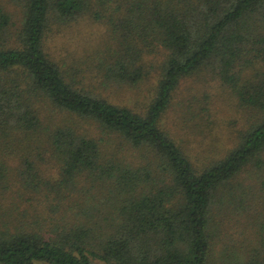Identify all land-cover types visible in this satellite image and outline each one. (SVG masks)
Masks as SVG:
<instances>
[{
	"label": "trees",
	"instance_id": "1",
	"mask_svg": "<svg viewBox=\"0 0 264 264\" xmlns=\"http://www.w3.org/2000/svg\"><path fill=\"white\" fill-rule=\"evenodd\" d=\"M85 15L114 41L97 57L102 85L144 79L139 44L167 52L142 109L77 86L50 51L51 25ZM182 79L187 127L213 119L199 83L249 114L233 145L163 127ZM230 224L235 248L218 243ZM97 259L264 264V0H0V264Z\"/></svg>",
	"mask_w": 264,
	"mask_h": 264
},
{
	"label": "rangeland",
	"instance_id": "2",
	"mask_svg": "<svg viewBox=\"0 0 264 264\" xmlns=\"http://www.w3.org/2000/svg\"><path fill=\"white\" fill-rule=\"evenodd\" d=\"M8 7L11 9L13 20L18 27L22 17L21 6L8 4ZM47 46L52 53H55L62 67L66 68L68 64L72 67L73 73L77 78V86L93 88L92 90L113 102L138 110L152 100L156 86L162 78L161 65L167 55V52L160 44H156L155 47L153 45L139 44L141 47L140 63L144 71H147L144 79L137 86L114 87L102 85L98 82L102 72L100 73V68H98L97 57L99 54L104 55V51L114 46L110 27L105 20L97 21L91 16L85 15L61 26L59 29H54V24H52L48 32ZM190 83V79H182L180 83L182 85L181 89L178 90L177 87V90L173 92L172 103L163 115V127H167L175 136L178 135V129L193 131L201 127V131L198 134L203 131L206 133L218 131L219 140L216 141L218 145H222L225 142H231L233 145V139L237 132L246 126L249 114L239 108L235 97L222 92L217 83L211 82V87L199 83L196 92L200 93L201 96H198L197 100H204L208 108L206 114H209L213 119L203 122V117L202 119L196 117V119H192L194 123L187 127V124L191 123V121L186 116L190 114L189 112L186 113V105L179 107V103H187L189 100L190 94L184 87H192L193 84ZM203 87H208L207 89L205 88L206 98L202 96ZM191 93H194V91H191ZM193 104H196L197 107L199 106L197 101L196 103L193 102ZM194 144L196 143L194 142ZM141 160L138 157L133 158V161L139 162ZM230 227L233 226L230 224ZM234 230V227L229 230L228 225L227 229L224 226L223 232L220 234L221 238H218V243L226 245L229 242L230 247L234 248L239 246L238 241L236 242L231 239V236H227V233H232ZM95 261L97 264H105L98 259Z\"/></svg>",
	"mask_w": 264,
	"mask_h": 264
}]
</instances>
